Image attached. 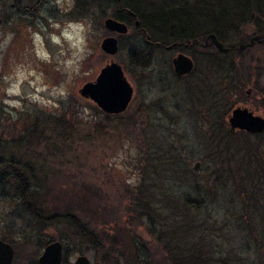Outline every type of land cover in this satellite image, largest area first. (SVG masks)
Returning a JSON list of instances; mask_svg holds the SVG:
<instances>
[{
	"label": "rangeland",
	"instance_id": "374dc122",
	"mask_svg": "<svg viewBox=\"0 0 264 264\" xmlns=\"http://www.w3.org/2000/svg\"><path fill=\"white\" fill-rule=\"evenodd\" d=\"M89 1L40 0L36 7V0H0V135L4 132L0 155L29 162L27 175L32 187L38 190L36 206H56L51 202L52 191L45 193L47 188L52 187L63 198H71L85 185L91 187L88 194L94 207L105 204L109 214L112 210L121 213L124 204L120 197L140 184L146 163L155 164L154 155L149 154H162L169 163L173 158L177 163L172 167L155 164L154 177L174 201L181 200L183 193H193L187 184L195 183L208 205V212H199V219H205L210 230L215 225L214 235L212 231L208 234L220 251L222 264H264V243H256L240 230L241 201L235 196L228 167H219L212 160L207 123L191 114V95L185 88V79H178L173 73L171 60L177 54L192 59L187 46L183 50H167L148 44L128 25L126 35L115 36L119 41L118 53L108 57L100 44L105 37L114 35L104 29L103 23L113 18L115 11L89 7ZM166 1L170 2L165 4ZM171 1L145 0L140 6L146 11L148 6H154L160 21L167 23ZM199 2L204 1L180 0L177 4H191L194 12L199 10ZM174 8L181 7L175 4ZM258 30L249 25L227 34L220 42L226 48L239 46L246 39L249 42L254 36L260 37ZM247 49L241 52L254 75L256 60L264 58V44ZM145 59L147 64L141 66ZM112 60L121 66L134 90L128 109L118 120L79 95L81 87L94 82ZM250 61L253 63L249 64ZM261 72L258 87L264 90V65ZM252 91L251 87L245 88L234 108L246 107L264 117L260 94L255 91L251 99ZM203 95L202 90L195 93L199 99ZM242 99L247 102L242 103ZM121 118H132L133 125L122 124ZM33 124L39 128L47 126L44 136L49 138L51 149L19 138L23 128ZM196 162L200 167L195 173L192 168ZM184 169L188 170L187 176ZM243 177L241 169L234 180ZM40 225L22 211L14 187L8 186L4 192L0 188V237L8 236L6 232L13 227L18 233L15 237L33 243L37 256L43 251L44 241L62 238L64 242H59L63 244L64 264H72L79 255L87 256L95 264V254L88 245L69 240L71 230L67 225ZM25 256L22 255L23 259Z\"/></svg>",
	"mask_w": 264,
	"mask_h": 264
},
{
	"label": "trees",
	"instance_id": "16d2710c",
	"mask_svg": "<svg viewBox=\"0 0 264 264\" xmlns=\"http://www.w3.org/2000/svg\"><path fill=\"white\" fill-rule=\"evenodd\" d=\"M179 1H171L172 5L167 10L170 20L167 23L160 21L159 11L154 6H148L146 11L137 0H130L127 10L138 20L144 35L149 38L148 44L160 48L176 44L181 50L187 46L186 51L192 54L193 71L184 77L185 88L191 95L190 112L194 117L206 121L208 146L212 150L210 156L219 167L226 165L229 176L233 178L232 186L237 194L234 195L241 201L238 210L240 230L256 243H264V133L249 135L233 131L226 122L247 87L253 90L251 99L255 91L260 94L259 102L264 110V90L258 87L264 58L256 60L253 75L238 46L227 47L226 54L218 53L213 46L202 47L208 34H214L221 41L227 34L249 25L257 27V35L264 37V0H203L202 4L199 2V10L194 12L191 4L182 7L177 4ZM175 4L181 8H174ZM113 18L117 19L115 16ZM132 20L126 15L123 21L134 28ZM247 42L246 39L242 44ZM144 64H147L146 59L141 66ZM200 90L204 94L202 99L195 96ZM241 102L246 103L247 100L242 99ZM107 116L119 119V115ZM120 122L133 125L132 118H121ZM46 129L45 125L42 128L37 124L28 125L23 128L19 138L33 141H25L28 144H44L51 149L47 142L49 138L44 136ZM140 132L150 135L148 131L140 129ZM3 134L1 132L0 140ZM149 155H154L157 166L169 164L172 167L177 163L176 160L172 161L173 158L169 163L162 154ZM0 163L7 165L4 170L8 174L7 185L14 187L18 193L22 211L43 227L67 225L71 230L69 240L88 245L95 254V264H115L117 258L123 264L223 263L220 251L216 250L208 234L212 231L214 235L215 225H211L214 228L210 230L206 220L199 219V212H208L202 193L194 186L195 183H191V186L187 184V188L193 193H183L181 200H172L154 177L157 174L155 164L146 163L140 184L126 190L125 195L120 197V203L124 204L121 213L112 210L109 214L105 204L94 207L88 194L91 187L85 185L79 194L75 193L71 198H63L52 187L45 189L47 194L52 191L51 202L57 204L42 209L36 206L34 198L38 190L32 187V180L27 175L29 162L14 161L0 155ZM13 167L16 176L11 178ZM241 169L244 177L235 181ZM187 173L188 170L184 169V176ZM51 241L54 240L44 241L43 246ZM57 241L64 242L62 238ZM10 243L14 247L13 264H37V250H33V243L29 239H12ZM22 255H26V259Z\"/></svg>",
	"mask_w": 264,
	"mask_h": 264
},
{
	"label": "water",
	"instance_id": "95a60500",
	"mask_svg": "<svg viewBox=\"0 0 264 264\" xmlns=\"http://www.w3.org/2000/svg\"><path fill=\"white\" fill-rule=\"evenodd\" d=\"M128 14H134L128 11ZM104 29L114 36L105 37L100 49L102 53L108 57H114L119 51V41L115 36L126 35L128 27L118 22L113 18L104 20ZM139 22H135L138 26ZM208 41L220 54H226L228 49L217 39L214 34H209L206 37ZM255 44H264V37L254 36L249 39L247 44H240L239 51L247 48H252ZM177 47L172 44L167 47L168 50ZM173 73L177 77H185L189 75L194 68V62L188 56L179 53L171 60ZM134 90L126 80L123 70L113 60L104 66L94 82L84 84L79 90V95L86 100L91 101L101 112L107 115H119L125 112L132 100ZM227 123L231 130L245 132L250 135H260L264 132V117L255 115L246 107H237L231 110L227 116ZM200 163L196 162L193 166V171L198 172ZM63 245L59 241H52L45 246L42 253L37 259V264H62ZM14 257L13 248L0 240V264H12ZM73 264H90L87 256H78Z\"/></svg>",
	"mask_w": 264,
	"mask_h": 264
},
{
	"label": "flooded vegetation",
	"instance_id": "af4514ba",
	"mask_svg": "<svg viewBox=\"0 0 264 264\" xmlns=\"http://www.w3.org/2000/svg\"><path fill=\"white\" fill-rule=\"evenodd\" d=\"M141 5H143V3H144V1L145 0H137ZM90 3H89V7L92 5L93 7H97V8H99V7H106V8H109V9H111V10H114L115 12L113 13V16H115L117 19H115V18H113V19H115V20H117L118 22H121V23H123V24H125L127 27H128V25L126 24V23H124V18H125V16L127 15V16H129V17H131L133 20H132V24H133V26H134V28H135V31L137 32V33H139L140 35H142L143 36V38L145 37V42L147 41L148 42V37L147 36H145L144 35V31L140 28V25H138V26H135V22L136 21H138L137 19H135L134 18V16H131V15H129L128 14V10H127V8H128V6H129V3H130V0H90L89 1ZM167 2H170V1H166V3L165 4H168ZM40 4V0H36V7L38 6ZM36 7H34V8H32L31 9V11H33ZM129 28V27H128ZM207 37V36H206ZM206 37H205V40H204V44L202 45V47H204V48H208L209 46H212L211 45V43H210V41H208V44H207V46H205V44H206ZM158 46V45H157ZM168 47V46H167ZM167 47H165L164 49H167ZM175 48H177V47H175ZM173 49V48H172ZM168 50V49H167ZM246 50V49H245ZM7 167V165H2L1 163H0V188H1V190H2V192H4V191H6V188H7V171H4L5 170V168ZM16 169H15V167H13V168H11V173H10V177L12 178V177H14L15 175H16V171H15ZM1 171H3V172H1ZM12 197V196H11ZM10 197V198H11ZM9 231H7L6 233L7 234H9L8 236H5V235H3L2 237H0V240L2 241V242H4V243H7V244H9L12 248H13V250H14V247H13V245H12V243H10V242H12V239H15V241L17 240V238L18 237H15L16 236V234H18L17 233V231L16 230H14V228L13 227H10L9 229H8ZM52 242V241H51ZM50 243V242H49ZM48 243V244H49ZM63 245V244H62ZM45 248V247H44ZM43 248V249H44ZM62 255H63V257H62V264H64V262H65V255H64V250H62ZM80 256V255H79ZM39 257V256H38ZM77 258V257H76ZM75 258V259H76ZM13 259H14V257H13ZM38 259V258H37ZM89 259V258H88ZM75 261V260H74ZM74 261H73V263H74ZM90 261V260H89ZM72 263V264H73ZM12 264H13V261H12ZM90 264H91V262H90ZM115 264H123V262H122V260L121 259H117L116 260V263Z\"/></svg>",
	"mask_w": 264,
	"mask_h": 264
}]
</instances>
